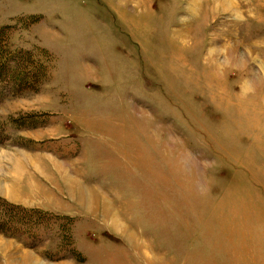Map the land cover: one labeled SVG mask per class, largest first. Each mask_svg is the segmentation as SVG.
Here are the masks:
<instances>
[{
	"label": "rangeland",
	"instance_id": "rangeland-1",
	"mask_svg": "<svg viewBox=\"0 0 264 264\" xmlns=\"http://www.w3.org/2000/svg\"><path fill=\"white\" fill-rule=\"evenodd\" d=\"M4 24L51 71L0 98L30 185L0 194V264H264V0H0Z\"/></svg>",
	"mask_w": 264,
	"mask_h": 264
},
{
	"label": "trees",
	"instance_id": "trees-1",
	"mask_svg": "<svg viewBox=\"0 0 264 264\" xmlns=\"http://www.w3.org/2000/svg\"><path fill=\"white\" fill-rule=\"evenodd\" d=\"M15 29L13 24L0 25V98L36 93L50 78L49 56L34 48L17 46L12 41ZM12 208L20 209L17 206Z\"/></svg>",
	"mask_w": 264,
	"mask_h": 264
},
{
	"label": "crops",
	"instance_id": "crops-1",
	"mask_svg": "<svg viewBox=\"0 0 264 264\" xmlns=\"http://www.w3.org/2000/svg\"><path fill=\"white\" fill-rule=\"evenodd\" d=\"M5 154V153H4ZM2 153L3 158L7 157L5 160L0 158V194L4 197L7 198H11L14 196V187H15V183H19L21 182V186L24 190H28L30 191V185H26V182H24V180L19 181L20 179H18L15 174H14V167H15V162L13 160H9L8 155H4ZM1 156V157H2ZM6 161V162H4ZM24 176H28L29 172L23 171L22 172ZM18 179V180H16ZM28 193V192H27ZM25 196V195H24ZM25 197H18L17 196V203H24L23 199ZM54 209V207H53ZM53 209H48L53 211Z\"/></svg>",
	"mask_w": 264,
	"mask_h": 264
},
{
	"label": "bare ground",
	"instance_id": "bare-ground-1",
	"mask_svg": "<svg viewBox=\"0 0 264 264\" xmlns=\"http://www.w3.org/2000/svg\"><path fill=\"white\" fill-rule=\"evenodd\" d=\"M25 259H27V257H25ZM21 263H22V261H21Z\"/></svg>",
	"mask_w": 264,
	"mask_h": 264
}]
</instances>
